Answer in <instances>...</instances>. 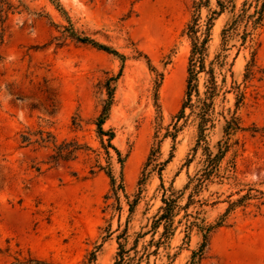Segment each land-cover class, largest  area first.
Instances as JSON below:
<instances>
[{
    "label": "rangeland",
    "instance_id": "rangeland-1",
    "mask_svg": "<svg viewBox=\"0 0 264 264\" xmlns=\"http://www.w3.org/2000/svg\"><path fill=\"white\" fill-rule=\"evenodd\" d=\"M6 1L8 20L0 30V264H114L117 235L125 228V248L138 241L141 256L153 238L151 224L165 190H181L203 173L206 156L202 147L193 150V120L178 123L176 141L166 136L175 131L173 117L184 99L191 53L186 29L195 0ZM244 1L232 0L236 11ZM217 8V0L202 7L204 27ZM229 15L214 21L206 66L223 61L215 69L218 83L226 80L216 110L237 111L242 129L196 199L205 202L209 224L238 203L210 233L195 264H264V12L253 33L243 41L242 26L217 60ZM77 36L109 45L125 58ZM207 78L201 73L202 93ZM112 88L103 128L114 132L112 144L123 164L108 147V136L98 133ZM224 122L217 121L207 136L214 151L224 138ZM158 147L139 185L151 149ZM136 197L131 213L128 200ZM196 208L192 204L189 211ZM184 214L176 217L169 247L145 255L141 264H191L203 238L196 228L186 238L184 220L179 223Z\"/></svg>",
    "mask_w": 264,
    "mask_h": 264
},
{
    "label": "trees",
    "instance_id": "trees-1",
    "mask_svg": "<svg viewBox=\"0 0 264 264\" xmlns=\"http://www.w3.org/2000/svg\"><path fill=\"white\" fill-rule=\"evenodd\" d=\"M210 0H198L194 1L193 7L194 15L190 22L187 25L186 33L191 41V53L188 60L187 67V80H186V89L184 94V99L180 111L173 117L175 121V131L167 130L166 136L172 137L173 141H176L177 134L181 129L179 127V122L182 119H192L197 131V143L194 146L193 150L198 151L200 147L204 148L205 159L203 161V173L200 177L197 178V182H187L183 189L175 190L173 186L168 190H165V194L162 197V205L159 208L156 215L153 217V222L151 224V231L153 238L150 240V245L145 246V251L139 256V251L137 250V243L132 247V249H126L125 244L122 242V239L126 238V230H122L117 235L119 242V251L117 253V258L114 264H141L142 259L146 256H151V254H157L161 246H168L171 238L175 235L177 226H175L176 217L180 214L181 211H185L182 219L179 220V223L184 220L186 226V238L190 239L191 231L196 228L202 235V242L200 248L196 251H193L191 264H195L198 257H201L204 248L208 244L210 233L217 227H220L224 224V220L229 212L233 209L232 206L237 205L238 202L234 201L231 203L226 213H224L216 223H208L204 215L205 211L203 205L205 202L201 199H196V196L200 194L203 190L206 181L210 179L213 174L219 170V166L229 151L231 144V137L236 134L240 129H242V124L240 117L237 115V111H231L228 109V113L225 111L218 112L216 110V97L223 89L225 79L219 84L216 76V65H222V62H216L215 60L210 62V68L207 69L206 61L209 56V41L211 36V30L214 26V21L225 12H229V18L226 21L222 31V51L216 55V58L223 56V51H226V46L235 38L240 32V28L244 26L242 40L245 41L249 35L253 32L250 31L254 26H256L262 19L264 12V0H255L254 12H250V8L253 3L251 2L248 7V0H245L243 6L236 11V6L233 4L232 0H217V9L211 11V15L207 19L205 27L201 22V10L202 7H209ZM8 2L1 0L0 3V30L4 29L6 20H8V11L10 7L6 6ZM74 33V32H73ZM82 42L91 43L92 45L102 49L108 53H113L120 58L124 59L125 55L120 53L117 49L100 43L95 39L89 36H77ZM226 58V55H224ZM205 72L207 75V80L205 82V91L202 93L200 90V75ZM163 78V73L160 74ZM113 88L109 91V98L103 108L101 115L97 120L98 133L101 137L107 135L109 140L108 147H111L115 150L119 157V162L123 164V158L121 151L112 144V140L115 137V134L111 130H104L103 124L109 116L110 108L114 99ZM241 100L236 102V106H239ZM187 109L189 110L187 114ZM224 119V124L222 127L223 140H220L217 143V151H214L207 139L209 132L217 126V121ZM108 156L111 158L109 149L107 148ZM157 152H160V148H152L151 152L147 158V161L143 168V178L140 180L139 185H142V180L146 178V171L150 164L153 163ZM61 154L57 156L60 157ZM169 161V160H168ZM191 162V160H188ZM107 175L111 179V185L115 188V191H118L116 187V177L113 174L111 168H108ZM192 179V178H191ZM120 189H124L123 177H121ZM191 189L189 194L188 201L186 204L181 205L180 200L184 197L187 190ZM127 199L129 196L126 194ZM242 198H245L244 196ZM137 197L134 200H128L129 202V211L132 213L135 209V206L138 203ZM240 199L239 202H241ZM200 203V204H198ZM192 204H195L196 208L193 211H189V208ZM198 205V206H197ZM160 237L156 240L155 235L160 231ZM148 234L144 232L143 235ZM156 246L154 250H150L149 246ZM134 251V254L131 251ZM175 256V255H174ZM173 258V257H172Z\"/></svg>",
    "mask_w": 264,
    "mask_h": 264
}]
</instances>
